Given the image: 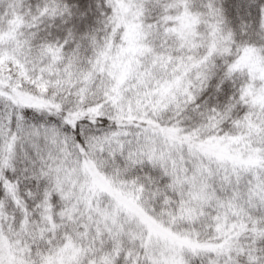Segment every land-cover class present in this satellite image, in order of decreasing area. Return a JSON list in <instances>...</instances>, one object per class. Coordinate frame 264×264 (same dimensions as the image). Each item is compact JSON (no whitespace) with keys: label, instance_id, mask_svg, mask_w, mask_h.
Listing matches in <instances>:
<instances>
[{"label":"snow or ice","instance_id":"1","mask_svg":"<svg viewBox=\"0 0 264 264\" xmlns=\"http://www.w3.org/2000/svg\"><path fill=\"white\" fill-rule=\"evenodd\" d=\"M0 264H264V0H0Z\"/></svg>","mask_w":264,"mask_h":264}]
</instances>
